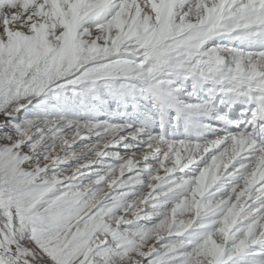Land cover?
<instances>
[{"label": "snow or ice", "instance_id": "snow-or-ice-1", "mask_svg": "<svg viewBox=\"0 0 264 264\" xmlns=\"http://www.w3.org/2000/svg\"><path fill=\"white\" fill-rule=\"evenodd\" d=\"M0 264H264V0H0Z\"/></svg>", "mask_w": 264, "mask_h": 264}, {"label": "rangeland", "instance_id": "rangeland-1", "mask_svg": "<svg viewBox=\"0 0 264 264\" xmlns=\"http://www.w3.org/2000/svg\"><path fill=\"white\" fill-rule=\"evenodd\" d=\"M114 107V106H113ZM112 123H120L121 121L118 119V118H112L111 120ZM96 142V137L95 135L92 136V139L91 140H86L85 143H88V144H92V143H95ZM77 150L79 151L80 149L77 148ZM108 151H120L121 152V155H125L123 149L121 148H116V147H112V148H109ZM94 158V157H93ZM80 163H83V160L80 161ZM105 165L109 164V163H115L114 160H108V159H105L104 161ZM84 171H87V170H84ZM118 174V173H117ZM161 175H163V171H161ZM85 183H87V181H84ZM105 191H107V189H105ZM145 192H147L148 190L147 189H144Z\"/></svg>", "mask_w": 264, "mask_h": 264}, {"label": "bare ground", "instance_id": "bare-ground-1", "mask_svg": "<svg viewBox=\"0 0 264 264\" xmlns=\"http://www.w3.org/2000/svg\"><path fill=\"white\" fill-rule=\"evenodd\" d=\"M78 151V150H77Z\"/></svg>", "mask_w": 264, "mask_h": 264}]
</instances>
